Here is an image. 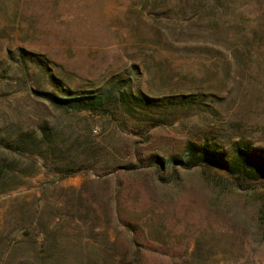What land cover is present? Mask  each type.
<instances>
[{
    "label": "rangeland",
    "instance_id": "obj_1",
    "mask_svg": "<svg viewBox=\"0 0 264 264\" xmlns=\"http://www.w3.org/2000/svg\"><path fill=\"white\" fill-rule=\"evenodd\" d=\"M238 141L264 147V0H0V264H264V181L185 163Z\"/></svg>",
    "mask_w": 264,
    "mask_h": 264
},
{
    "label": "trees",
    "instance_id": "obj_2",
    "mask_svg": "<svg viewBox=\"0 0 264 264\" xmlns=\"http://www.w3.org/2000/svg\"><path fill=\"white\" fill-rule=\"evenodd\" d=\"M40 98L63 110H87L95 113L105 112L109 100V92L100 90L98 93L61 96L50 91H34ZM121 94V93H119ZM122 97V95H121ZM139 102L150 101L138 97ZM187 160L190 164L205 162L220 167L225 173L238 181H264V147L250 143L235 142L231 152L224 153L210 149L206 145H190L187 147Z\"/></svg>",
    "mask_w": 264,
    "mask_h": 264
}]
</instances>
